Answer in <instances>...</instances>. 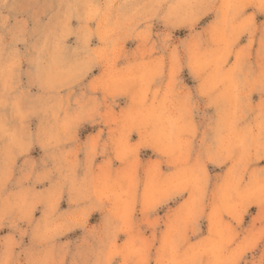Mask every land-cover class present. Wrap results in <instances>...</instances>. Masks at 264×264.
<instances>
[{
	"label": "clouds",
	"instance_id": "9594fccd",
	"mask_svg": "<svg viewBox=\"0 0 264 264\" xmlns=\"http://www.w3.org/2000/svg\"><path fill=\"white\" fill-rule=\"evenodd\" d=\"M0 264H264V0H0Z\"/></svg>",
	"mask_w": 264,
	"mask_h": 264
}]
</instances>
